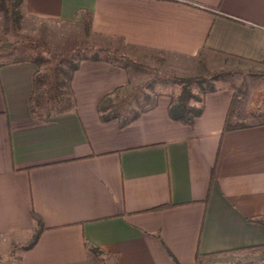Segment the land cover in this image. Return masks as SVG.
<instances>
[{
    "label": "crops",
    "instance_id": "crops-1",
    "mask_svg": "<svg viewBox=\"0 0 264 264\" xmlns=\"http://www.w3.org/2000/svg\"><path fill=\"white\" fill-rule=\"evenodd\" d=\"M21 7L57 26L85 28L82 12L90 14L92 41L157 73L168 66L193 76L216 63L264 61V0ZM36 71L31 61L0 66V264L264 261V224L250 220L264 216V124L224 131L231 89L206 93L190 126L169 116L176 92L137 91L152 108L121 127L103 122L98 104L120 88L132 95L138 71L82 60L72 83L76 107L51 118L32 112ZM33 212L45 229L26 248L37 228Z\"/></svg>",
    "mask_w": 264,
    "mask_h": 264
},
{
    "label": "trees",
    "instance_id": "trees-1",
    "mask_svg": "<svg viewBox=\"0 0 264 264\" xmlns=\"http://www.w3.org/2000/svg\"><path fill=\"white\" fill-rule=\"evenodd\" d=\"M22 4L23 0H0V15L4 20V27L6 29L16 27L26 18V14L22 11ZM86 14L87 13L82 12L85 30L89 35L91 30V17L90 14H88V16ZM52 41L55 46L60 45L58 39H53ZM87 42L90 48L108 52L115 55L116 58L114 59L107 56L102 57L96 54L90 56L85 55L78 60H74L69 58L70 53H63V51H61L60 53H57L58 55H55L57 56V60L53 63L56 64L53 65L49 73H40L42 67L41 58H22L11 61H0V66L5 65L6 62L13 63L21 61H31L36 64L37 71L34 76L31 108L33 114L36 116L38 115L47 118L65 113L76 107V99L72 83L74 74L78 70L82 60H106L109 62L115 60L118 62V65L128 73H131V68H134L141 74L146 73L147 76L150 74L149 71L154 69V67L145 63H140L126 54L107 47L98 41L87 40ZM20 43V40L4 42L0 44V52L12 50ZM262 63H264V61ZM178 80L181 85V91L177 96L174 94L171 95V102L168 107L169 116L183 125L190 126L193 125L196 118L200 117L204 112L205 94L215 91L216 88L209 83V77H205L204 75L179 77ZM206 84H209V87H207ZM44 85H47L48 87L44 88ZM197 86L201 87L200 91L195 90ZM151 88L155 89L154 85H151L150 88H143V90L139 91L145 92L147 90H152ZM132 89L133 94L136 96L133 94L129 95L127 92L129 90L127 89V94H124L125 91H121L122 88H120L100 100L98 104V112L100 119L103 122L119 120L120 126L125 127L137 120L144 111L152 108L148 107L151 101H145L144 99L139 100L138 92L136 91L134 93L137 88L133 87ZM248 118H250L251 121H248ZM261 124H264V82L255 90L253 99L247 109L238 107L237 94H234V99L226 117L224 131ZM32 215L37 223V228L33 237L24 246L26 248L34 246L37 243L41 232L45 229V225L40 215L36 212H33ZM250 220L264 224V216L255 217ZM89 250L96 256L103 257L104 252L102 250L96 247H90ZM1 258L2 255L0 253V259ZM198 258H200L199 255Z\"/></svg>",
    "mask_w": 264,
    "mask_h": 264
},
{
    "label": "rangeland",
    "instance_id": "rangeland-1",
    "mask_svg": "<svg viewBox=\"0 0 264 264\" xmlns=\"http://www.w3.org/2000/svg\"><path fill=\"white\" fill-rule=\"evenodd\" d=\"M66 27V28H65ZM53 39L60 41L59 46H55ZM20 40L12 50L0 52V61H11L22 58H41L42 67L40 73H49L53 67V62L60 53H70L68 56L74 60H78L85 55H99L102 57L116 58L115 55L95 48H90L88 42L92 41L89 38L83 26L76 25H59L43 24L40 21L26 17L16 27L6 29L4 20L0 15V44L7 41ZM73 51V52H72ZM217 66L211 65L209 72L199 70L194 75H204L209 77V83L218 89H231L234 94H237L238 107L247 109L253 99L255 90L264 82V63H216ZM148 76L146 73H140L135 82L137 88L135 91L150 88L154 85L155 91L176 92L179 94L181 85L179 77L186 75H178V71L171 69L168 66L161 67L158 73L153 69ZM136 72L131 68V73ZM214 75V76H213ZM217 75V76H216ZM216 76V77H215ZM209 87V84L207 85ZM47 88V85L43 86ZM129 91L131 89H128ZM196 91H200L201 87H196ZM251 121L250 118L247 119ZM112 121V120H111ZM109 122V121H108ZM230 264H264L262 259L237 261Z\"/></svg>",
    "mask_w": 264,
    "mask_h": 264
}]
</instances>
